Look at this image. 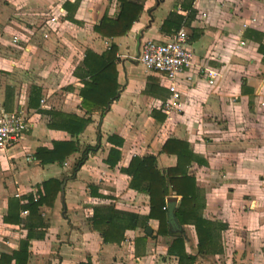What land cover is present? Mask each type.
I'll list each match as a JSON object with an SVG mask.
<instances>
[{"label":"crops","instance_id":"crops-1","mask_svg":"<svg viewBox=\"0 0 264 264\" xmlns=\"http://www.w3.org/2000/svg\"><path fill=\"white\" fill-rule=\"evenodd\" d=\"M190 2L195 13L181 28L196 61L176 79L182 108L167 113L168 80L144 68L140 47L168 41L175 32L164 28L165 20L172 12L188 15ZM119 11V0H0V107L23 110L30 125L0 152V264H16L11 256L25 242L20 264H179L169 253L178 237L193 264H264V0H146L125 35L101 36L95 26ZM112 43L118 99L102 117L94 112L77 137L50 127L51 111L85 115L76 70L88 49L102 53ZM208 68L220 73L213 85ZM111 135L124 140L115 167L105 161ZM171 137L187 141L203 160L189 173L200 188L202 216L218 223L217 250L199 251L193 224L173 220L161 229L156 218L105 240L94 226L97 210L150 213L149 195L132 189L121 168L147 154L157 156L162 170L176 165L175 154L162 152ZM71 139L80 150L62 163L37 159L39 148ZM87 146L94 149L74 170ZM53 178L62 181L54 204L41 205L37 215L19 207ZM172 197L176 208L181 197Z\"/></svg>","mask_w":264,"mask_h":264},{"label":"trees","instance_id":"trees-1","mask_svg":"<svg viewBox=\"0 0 264 264\" xmlns=\"http://www.w3.org/2000/svg\"><path fill=\"white\" fill-rule=\"evenodd\" d=\"M120 11L117 17L105 16L95 26V30L103 37L113 38L125 35L131 30L144 9L146 0H119ZM188 15H180L176 12L170 13L164 23V28H174L178 31L183 22H190V16L195 13L192 3L188 4ZM259 51L264 54V43H260ZM118 48L115 44L102 53H97L88 49L85 53L81 67L76 70V75L83 82L80 91L82 97L81 108L85 115L62 113L51 111L52 128H61L69 132L72 137L81 134L86 126L93 121L92 114L100 112L101 117L108 111L111 104L118 99L120 84L118 81ZM108 140L113 144L110 149L106 163L115 167L121 159L120 147L124 140L118 135L109 136ZM93 146H87L82 150L81 157L75 164L74 170L85 162ZM80 150L78 140L54 141L53 148H39L36 152L37 159L43 164L65 161L70 154ZM163 153L175 154L178 158L176 165L162 170L158 166L157 156L154 154L135 155L132 157L127 167H122L121 171L130 176L129 186L137 191L146 193L150 198V213L143 218L137 213L117 210L115 208L97 210L94 213V226L104 236L105 240L123 232L126 229L137 227L143 219L156 218L160 221L161 229L169 221L176 220L180 225L193 224L198 235V248L200 252H212L217 250L218 223L202 216L200 204V188L196 179L189 173V166L193 162L203 163L190 148L189 143L178 138H168L162 148ZM62 181L59 179H49L43 183V189L38 190V199L33 195L28 196L25 204L20 203L21 209H28L31 215L39 214L40 206L43 204L52 205L58 192L61 190ZM44 190V192H42ZM172 195L180 196L178 206L173 208L175 202H169ZM98 216V218H96ZM216 245V248H214ZM25 242L21 251L15 252L11 258H16V264L25 261ZM170 254L179 256V264H193L194 256L189 255L184 250V243L181 237L175 239L169 249ZM81 264H91L90 262Z\"/></svg>","mask_w":264,"mask_h":264},{"label":"built area","instance_id":"built-area-1","mask_svg":"<svg viewBox=\"0 0 264 264\" xmlns=\"http://www.w3.org/2000/svg\"><path fill=\"white\" fill-rule=\"evenodd\" d=\"M14 42H18V36L14 37ZM241 44H245V41H241ZM138 59L147 71L156 72L168 80V88L172 96L163 103V110L170 113L175 108L181 109L183 103L176 79L186 68L194 66L196 61L195 53L188 46L187 30L179 29L168 41H144ZM206 73L211 85L215 84L220 76L216 69L208 68ZM29 127V120L23 110L6 113L4 108L0 107V152L17 143ZM34 199L37 200L38 195H34Z\"/></svg>","mask_w":264,"mask_h":264},{"label":"water","instance_id":"water-1","mask_svg":"<svg viewBox=\"0 0 264 264\" xmlns=\"http://www.w3.org/2000/svg\"><path fill=\"white\" fill-rule=\"evenodd\" d=\"M176 200V197H172V199H168V201Z\"/></svg>","mask_w":264,"mask_h":264}]
</instances>
